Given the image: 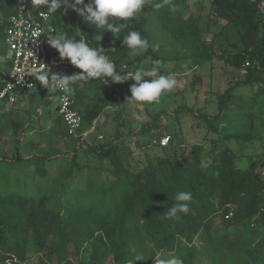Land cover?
Segmentation results:
<instances>
[{
	"label": "trees",
	"instance_id": "1",
	"mask_svg": "<svg viewBox=\"0 0 264 264\" xmlns=\"http://www.w3.org/2000/svg\"><path fill=\"white\" fill-rule=\"evenodd\" d=\"M20 1L0 0L2 41L8 18L14 14ZM263 2L210 1L215 17L224 21L225 26H231L237 36V43H230L236 52L227 61L233 68H244L246 72L244 80L236 84L238 88L259 83L264 85V79L260 77L264 72ZM84 3H89V0H84ZM157 3L162 6L156 8ZM172 5H175V10H172ZM189 6V0H148L139 18L129 21V27L117 37L104 29H97L71 8L66 11L58 9L50 15L58 35L87 40L90 46H99L106 52L113 49L106 53L109 58L118 67H130L135 59L130 60V50L123 45V38L129 31L136 30L151 44L145 25L149 15L154 13L162 27L181 44L182 51L186 53L184 57L191 59L196 68L211 61L212 57L208 42L199 34L197 23L191 15H185ZM41 9L48 12L43 5ZM100 35L102 39L97 42L96 37ZM147 57L155 60L177 58L154 54L152 46L143 52V56L134 58L140 61ZM247 61L252 66L245 67ZM197 80L201 79L198 77ZM90 81L76 82L75 100L86 96L87 88H91ZM236 87L231 86L217 96V115L198 114L206 122L209 132L218 131L216 123L225 116V105ZM35 89L41 98L52 94L41 87ZM100 91L104 98L103 107L116 109L123 104L109 98L102 89ZM261 92L264 93V88ZM103 107L93 102L79 111L81 132L91 128ZM262 114L264 118V110ZM244 127L224 135L225 139L251 143L256 136L251 126ZM146 128L155 130V125L147 124ZM163 136L167 134L162 133ZM118 139V136L112 137L101 147L83 145L87 152L107 159L113 168L115 181L104 183L102 189H85L79 197L70 190L59 207L50 206L45 194H0V264H26L33 258L37 260L36 264H129L137 254L144 259L134 264H154L160 254L169 253L182 260L183 264H200L202 255L210 264H264V177L256 173L253 162L245 169L240 168L234 162L238 156L233 150L213 143L206 158L212 163L209 168L201 169L203 147L193 144L187 167H180L176 165L172 141L168 145L170 147H160L158 142L157 145L166 152L164 157L131 172L123 165L116 145ZM36 159V172L45 176L44 165H40L44 158L38 156ZM21 160L23 157L15 155L11 162ZM70 171L67 172L68 178ZM179 191L192 192L191 210L187 215L169 218L167 209L175 202ZM217 217L230 233L213 234ZM198 238L203 242L201 248L195 245ZM133 248L135 253L131 251Z\"/></svg>",
	"mask_w": 264,
	"mask_h": 264
},
{
	"label": "rangeland",
	"instance_id": "2",
	"mask_svg": "<svg viewBox=\"0 0 264 264\" xmlns=\"http://www.w3.org/2000/svg\"><path fill=\"white\" fill-rule=\"evenodd\" d=\"M210 1L189 0L190 6L185 13L186 17L191 15L197 23L199 34L208 42L209 55L212 57L211 61L196 68L191 59L184 57L186 53L182 51L181 44L162 27L154 13L149 15L145 31L151 40L150 45H153V53L163 58H177L155 60L147 57L137 61L130 56V60L135 61L129 68L134 72L137 68L151 70L155 67L159 74L174 75L177 86L162 96L158 104L140 105L127 100L116 109L103 107L101 88L92 81L86 96L74 99L78 112L93 102L103 107L87 141L93 147H101L109 143L112 137L118 136L116 145L123 165L131 172H137L147 164L155 163L157 158L164 157L166 152L157 143L162 133H165L171 138V146L177 156L176 165L180 167H187L193 144L203 147L201 155L206 160L214 143L233 150L238 156L234 162L240 168L245 169L253 162L256 173L264 177V93L261 92L264 85L259 83L236 87L237 83L244 80L246 73L244 68H233L227 61L236 52L230 43H237V36L231 26H225L224 21L215 17ZM261 7L264 10V2ZM3 45L0 39L1 74L8 68L9 56ZM198 77L201 79L199 82ZM260 77L264 79V72ZM127 83L131 88L135 82L130 79ZM231 86L236 89L225 105V116L216 123L218 131L209 132L206 122L198 114L208 117L217 115V96ZM24 95L21 104L19 99L12 104L0 103V159H4L0 160V194H45L50 206L59 207L70 190L79 197L85 189L99 190L104 187V183L115 181L109 161L87 152L84 144H78L77 139L68 134L63 122L57 121L56 102L52 94L42 99L36 89H31L26 90ZM38 105L41 106L42 116L36 112ZM147 124L155 125V130L146 128ZM248 125L256 136L251 143L225 139L224 135L241 130L243 126L247 128ZM98 135L103 137L101 141L97 140ZM15 155L23 157V160L11 162ZM38 156L44 158L40 165H44L45 176L36 172ZM68 171L71 172L69 178ZM214 224L213 234L230 233L219 217L214 219ZM202 244L200 238L195 241L198 248ZM166 256L160 254L154 264ZM199 259L200 264H210L204 255ZM36 261L33 258L26 264H36Z\"/></svg>",
	"mask_w": 264,
	"mask_h": 264
},
{
	"label": "clouds",
	"instance_id": "3",
	"mask_svg": "<svg viewBox=\"0 0 264 264\" xmlns=\"http://www.w3.org/2000/svg\"><path fill=\"white\" fill-rule=\"evenodd\" d=\"M35 2L45 6L47 11L53 15L58 9L63 8L66 11L71 8L97 29H104L105 32L117 37L122 30L129 27V21L139 18L148 0H89L87 4L84 0H71V3L70 0H35ZM81 5L83 7H80ZM161 6L159 3L155 5L156 8ZM172 10H175V5H172ZM34 34L38 35V33ZM101 39L102 35L96 37L97 42ZM48 44L59 53L62 60H68L72 66L80 70L78 74L71 76L52 73L46 67L45 70L34 72L35 81L39 82L40 86L53 93H63V95L52 97L56 102L63 101L66 104L75 95L74 85L77 81L89 82L91 80L104 84L110 78L113 83H122L131 79L135 83L130 88L131 97L128 100L140 105H153L158 104L162 96L171 92L178 83L174 75L159 74V70L155 67L151 70L137 68L134 72L122 75L124 72L117 71L114 62L106 54L113 49L106 52L99 46H90L84 39L77 40L66 34H59L49 38ZM123 45L127 46L130 50L129 55L133 57L146 52L149 47L153 46L136 30H131L124 36ZM211 163V159L202 160L199 167L207 169ZM174 199L175 202L167 209V217L189 214L190 204L193 201L192 192L179 191ZM131 251L135 253L136 249L133 248ZM143 259L142 255L137 254L133 261H129V264L143 261ZM157 264H183V261L169 253L166 257L159 259Z\"/></svg>",
	"mask_w": 264,
	"mask_h": 264
},
{
	"label": "built area",
	"instance_id": "4",
	"mask_svg": "<svg viewBox=\"0 0 264 264\" xmlns=\"http://www.w3.org/2000/svg\"><path fill=\"white\" fill-rule=\"evenodd\" d=\"M55 35H58V31L51 21L50 13L43 11L41 5L36 4L35 0H21L16 4L15 12L8 18L3 34V43L9 52V69L0 81V103H15L23 91L35 89V87L45 89L35 81V71L45 70L46 67L50 72L64 76H71L80 71L68 60H62L59 53L50 47L48 39ZM244 65L245 67L252 66L248 61ZM115 66L117 71L124 72L122 75L127 72L131 73L127 65L118 67L115 64ZM127 81L113 83L108 78L104 84L100 81L94 82L109 98L125 103L131 97ZM51 93L53 96L63 95L61 92ZM55 111L67 128L68 134L77 139L78 144H90L87 138L94 130L96 120L90 130L81 132L82 117L75 108L73 97L66 104L63 101L56 102ZM102 139L103 137L98 135L97 140ZM170 141V136H163L159 140V145L167 147Z\"/></svg>",
	"mask_w": 264,
	"mask_h": 264
},
{
	"label": "crops",
	"instance_id": "5",
	"mask_svg": "<svg viewBox=\"0 0 264 264\" xmlns=\"http://www.w3.org/2000/svg\"><path fill=\"white\" fill-rule=\"evenodd\" d=\"M4 47H5V44H4ZM6 48V47H5ZM7 65H8V63H7ZM9 68V67H8ZM8 68H7V70H6V72L8 71ZM6 72L5 73H3V74H1V77H0V80L5 76V74H6ZM24 93H25V91H23L21 94H20V96H19V104H21V102L24 100V98H25V95H24ZM53 95V94H52ZM46 97H44V98H42V99H45ZM28 101V100H27ZM46 101V100H45ZM23 104V103H22ZM48 103L46 102V105H47ZM36 112L39 114L40 113V115L42 116V109H41V106H37V108H36ZM57 118H58V116H57ZM59 123L61 122L60 121V119L58 118V120H57ZM98 137V136H97Z\"/></svg>",
	"mask_w": 264,
	"mask_h": 264
}]
</instances>
